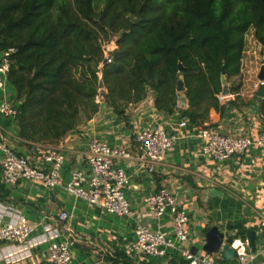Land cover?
Here are the masks:
<instances>
[{
  "label": "trees",
  "instance_id": "trees-1",
  "mask_svg": "<svg viewBox=\"0 0 264 264\" xmlns=\"http://www.w3.org/2000/svg\"><path fill=\"white\" fill-rule=\"evenodd\" d=\"M250 29L264 55V0H0V51L14 49L7 81L18 137L55 144L98 112L97 97L122 116L149 91L157 111L207 125L211 110L222 114L233 104L219 95L223 78L232 93L239 90L233 78ZM111 40L115 48L103 63ZM258 106L264 122V96ZM7 194L0 183V195ZM106 258L134 264L125 253Z\"/></svg>",
  "mask_w": 264,
  "mask_h": 264
},
{
  "label": "crops",
  "instance_id": "crops-1",
  "mask_svg": "<svg viewBox=\"0 0 264 264\" xmlns=\"http://www.w3.org/2000/svg\"><path fill=\"white\" fill-rule=\"evenodd\" d=\"M253 34V30H252ZM250 49L245 44L242 62L248 69H241L233 81H240L237 93L230 91L231 81L224 79L225 93H220L221 102L232 101L228 109L220 114L209 112L204 124L217 128L222 133H243L254 135L264 127L259 114L256 95L257 73L260 62L252 66L262 47L256 40ZM255 48L252 50V48ZM114 47V46H113ZM0 51V57H1ZM261 59V58H260ZM5 91L14 97V90L7 82ZM2 90H0V95ZM184 97L183 94H181ZM101 106L89 120L67 133L55 144L33 143L20 139L15 121L0 117V140L5 141L14 151L28 157L31 164L48 169L51 164L38 161L39 147L57 148L65 155L59 170L62 178L72 167L86 166V150L89 138L98 137L113 145L128 146L135 154L134 135L138 130L161 124L170 133L177 135L175 144L167 151L155 170L145 171L133 156L128 161H118L130 174L131 182L127 190L130 207L137 217L129 219L110 215L99 207L68 195L62 188L47 189L37 182L24 180L7 189L6 196L0 195V202L18 208L30 220L46 221L56 217L61 210L69 212L68 224L76 241L71 247L69 264H113L107 255L125 253L135 238L136 223L156 228L171 234V221L164 216L160 221L148 214L144 196L163 186L169 188L179 204L187 210L191 231L185 247L197 248L202 254L206 228L224 226L232 232L251 229L255 231L256 244H263L264 235L260 220L264 216V147L253 148L244 155L215 161L200 151L199 128L187 123L179 127L183 119L179 111L173 114L159 112L153 106L150 91L144 100L129 104L123 115L115 114L108 106ZM138 219V220H137ZM6 220V218H5ZM136 220V221H135ZM214 224H210V223ZM240 226L242 228H240ZM36 233V230L34 231ZM5 242L0 241V246ZM44 246L33 248L32 256L18 264H36L45 258ZM174 257L163 260L153 257H129L134 264H168L171 259H181L179 252ZM257 260L262 255L255 257ZM119 264V263H117Z\"/></svg>",
  "mask_w": 264,
  "mask_h": 264
},
{
  "label": "built area",
  "instance_id": "built-area-1",
  "mask_svg": "<svg viewBox=\"0 0 264 264\" xmlns=\"http://www.w3.org/2000/svg\"><path fill=\"white\" fill-rule=\"evenodd\" d=\"M13 51V48L1 51L0 117L15 121L18 106L5 91L10 66L9 55ZM105 58L110 61L106 52ZM260 83L257 80L256 87ZM187 123V119L183 118L178 125L184 127ZM198 135L201 153L218 162L242 156L253 148L264 147V127L254 135H249L222 133L211 125H202ZM176 140V134L167 132L161 124H155L135 133L136 152L133 154L128 146L113 145L104 139L91 137L87 143L86 166L70 168L65 178L59 173L65 155L57 148L39 147L37 150L38 161L51 164L50 168L45 169L31 164L27 156L17 153L5 141L0 140V183L6 189L24 180L37 182L47 189L62 188L68 195L89 206L99 207L110 215L134 220L137 215L131 209L127 196L131 177L117 162L131 160L135 156L141 167L151 173L163 161ZM143 201L154 220L160 221L164 216L170 218L171 234H167L159 226L153 228L137 222L135 238L126 251L128 257L166 260L174 257L178 251L185 264H264V239L263 244L255 252H251L245 237H237L230 245L235 254L226 263L221 262L220 252L213 256L204 252L192 253L190 248L185 247L191 236L188 212L178 203L169 188L163 186L149 192ZM68 218L69 212L61 210L54 218L35 222L18 208L0 202V241L5 242V245L0 246V264H18L30 258L33 248L39 246H44L45 258L36 264H69L72 258L71 247L76 237L70 230ZM260 226L264 230V216L260 220ZM257 255H262V258L257 260Z\"/></svg>",
  "mask_w": 264,
  "mask_h": 264
},
{
  "label": "water",
  "instance_id": "water-1",
  "mask_svg": "<svg viewBox=\"0 0 264 264\" xmlns=\"http://www.w3.org/2000/svg\"><path fill=\"white\" fill-rule=\"evenodd\" d=\"M106 62V58L103 60V63ZM183 67L181 64H179V71H182ZM257 79L261 82L257 88L256 95L259 97L264 96V55L261 59L260 65H259V70L257 73ZM224 80V78H223ZM99 87H103L102 80L99 81ZM184 84L182 78H179L178 84H177V91L178 92H183L184 91ZM221 94L224 95L225 93V85L224 81L222 84V91ZM184 95V94H183ZM105 106V103H102V107ZM177 106L180 109L186 108L187 107V99L184 95V97L179 96ZM228 230V229H227ZM262 235H264V230L262 232ZM244 236L245 239L248 242V246L251 250V252H255L256 249L258 248V245L256 244V235L255 231L251 229H246L244 230H239L232 232L229 230V234L227 232H223L219 230L218 226L213 225L211 226L205 233V242L202 245V251L208 255H215L218 252L221 253V257L223 261H229L235 254V250L230 246L233 241L237 237ZM190 251L194 254H197V248L192 247L190 248Z\"/></svg>",
  "mask_w": 264,
  "mask_h": 264
},
{
  "label": "rangeland",
  "instance_id": "rangeland-1",
  "mask_svg": "<svg viewBox=\"0 0 264 264\" xmlns=\"http://www.w3.org/2000/svg\"><path fill=\"white\" fill-rule=\"evenodd\" d=\"M253 42H256V39L254 38V36H253V34H252V29H250L247 33H246V35H245V44L247 45V47H249V49H250V46H251V44H255V43H253ZM114 46V47H113ZM106 47V48H105ZM105 47H104V49H105V52L108 54L109 53V51L110 50H112L113 48H115V43H114V40H111L110 42H107L106 44H105ZM255 48V46L252 48V50ZM105 52H104V54H105ZM261 53H258V57L257 58H253V63H252V66L253 67H255V65H256V63L258 64V61L260 62V60L262 59V57H261ZM261 58V59H260ZM256 62V63H255ZM248 67H250L249 66V64H248V66H245V63H243V71L245 70V69H248ZM210 224H214V222L212 223H210ZM217 226V225H216ZM211 227V226H210ZM218 228H219V230H221V231H223V232H227L228 234H229V230H227L224 226H218ZM199 249H201V247H199Z\"/></svg>",
  "mask_w": 264,
  "mask_h": 264
},
{
  "label": "bare ground",
  "instance_id": "bare-ground-1",
  "mask_svg": "<svg viewBox=\"0 0 264 264\" xmlns=\"http://www.w3.org/2000/svg\"><path fill=\"white\" fill-rule=\"evenodd\" d=\"M238 241H236V243H237Z\"/></svg>",
  "mask_w": 264,
  "mask_h": 264
}]
</instances>
